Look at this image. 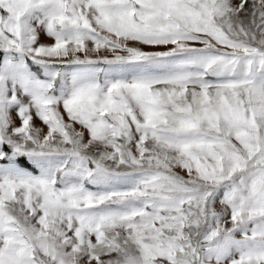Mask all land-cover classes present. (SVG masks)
Masks as SVG:
<instances>
[{
    "label": "snow or ice",
    "instance_id": "obj_1",
    "mask_svg": "<svg viewBox=\"0 0 264 264\" xmlns=\"http://www.w3.org/2000/svg\"><path fill=\"white\" fill-rule=\"evenodd\" d=\"M0 264H264V0H0Z\"/></svg>",
    "mask_w": 264,
    "mask_h": 264
},
{
    "label": "rangeland",
    "instance_id": "obj_2",
    "mask_svg": "<svg viewBox=\"0 0 264 264\" xmlns=\"http://www.w3.org/2000/svg\"><path fill=\"white\" fill-rule=\"evenodd\" d=\"M39 123V122H38Z\"/></svg>",
    "mask_w": 264,
    "mask_h": 264
}]
</instances>
